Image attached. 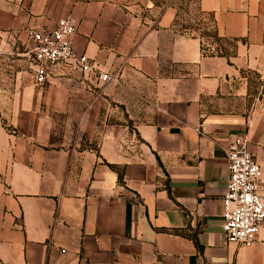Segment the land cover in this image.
<instances>
[{
  "label": "crops",
  "instance_id": "1",
  "mask_svg": "<svg viewBox=\"0 0 264 264\" xmlns=\"http://www.w3.org/2000/svg\"><path fill=\"white\" fill-rule=\"evenodd\" d=\"M197 5L227 58L167 2L142 18L120 0H0V50L70 18L74 51L116 72L40 87L0 62V264H264V224L250 246L221 229L236 136L264 196V0Z\"/></svg>",
  "mask_w": 264,
  "mask_h": 264
},
{
  "label": "built area",
  "instance_id": "2",
  "mask_svg": "<svg viewBox=\"0 0 264 264\" xmlns=\"http://www.w3.org/2000/svg\"><path fill=\"white\" fill-rule=\"evenodd\" d=\"M26 42L11 52L0 50V62L19 64L17 73L29 72L36 86L52 78L79 74L86 81L104 86L116 80V72L103 73L85 54L73 48L76 27L61 19L52 30H26ZM228 180L221 200V229L226 243L250 246L264 224L262 170L248 151L244 136H236L226 152Z\"/></svg>",
  "mask_w": 264,
  "mask_h": 264
},
{
  "label": "rangeland",
  "instance_id": "3",
  "mask_svg": "<svg viewBox=\"0 0 264 264\" xmlns=\"http://www.w3.org/2000/svg\"><path fill=\"white\" fill-rule=\"evenodd\" d=\"M166 2L176 9V29L199 39L206 54L214 53L217 45L209 37L212 33V25L208 17L198 10L197 0H120V5L142 18H153ZM132 5L136 7L132 8ZM150 5L153 8L152 12H148ZM2 64L5 66V63Z\"/></svg>",
  "mask_w": 264,
  "mask_h": 264
},
{
  "label": "trees",
  "instance_id": "4",
  "mask_svg": "<svg viewBox=\"0 0 264 264\" xmlns=\"http://www.w3.org/2000/svg\"><path fill=\"white\" fill-rule=\"evenodd\" d=\"M203 14V13H201ZM203 15H206L209 19V21L211 22V25H212V33L209 37L212 38V40L215 42V44L217 45L216 46V50L214 51V54H216L217 56H221V57H228L229 56V50L233 49L235 46H234V41H230V40H226V39H223V38H219L217 36V33H216V29H215V25H214V21H213V18L211 15L209 14H203ZM218 44L220 45H226V46H219ZM203 50V49H202ZM111 167V166H110ZM119 180V179H118Z\"/></svg>",
  "mask_w": 264,
  "mask_h": 264
}]
</instances>
